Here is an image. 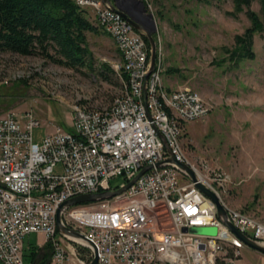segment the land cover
Segmentation results:
<instances>
[{
    "label": "built area",
    "instance_id": "2783aa9c",
    "mask_svg": "<svg viewBox=\"0 0 264 264\" xmlns=\"http://www.w3.org/2000/svg\"><path fill=\"white\" fill-rule=\"evenodd\" d=\"M126 1L138 16L140 8ZM137 1L145 6V0ZM75 2L91 8L112 38L122 92L103 109L76 106L71 130L57 128L40 144L32 139L40 121L30 112L0 116V264H25L24 239L30 234L43 236L47 264H90L94 249L97 264H237L247 246L221 221L217 204L198 183L216 197L239 233L263 245L264 221L228 203L230 174L201 169L185 154L184 126L204 120L209 104L189 88H165L159 43L144 99L150 69L146 39L110 4ZM169 159L189 166L196 181ZM148 166L120 194L61 209L78 196L119 190ZM115 178L121 183L113 187ZM58 212L66 228L91 244L62 234ZM203 227H216L218 234L191 232Z\"/></svg>",
    "mask_w": 264,
    "mask_h": 264
},
{
    "label": "rangeland",
    "instance_id": "374dc122",
    "mask_svg": "<svg viewBox=\"0 0 264 264\" xmlns=\"http://www.w3.org/2000/svg\"><path fill=\"white\" fill-rule=\"evenodd\" d=\"M208 1L145 0L144 7L155 21L152 34L162 50L165 88L198 92L211 109L204 120L184 126L185 154L201 169L230 174L228 203L264 221V30L254 34V59L228 61L224 49L234 48L235 36L250 28L251 20L244 5L236 10L235 0ZM84 9L99 31L87 33L89 68L70 69L38 56L0 53V116L30 112L40 121L32 132L34 143L57 128L71 130L76 106L103 109L122 92L113 68L120 59L117 48L93 10ZM250 9L262 17L259 0H251ZM120 183V178L111 181L113 187ZM191 232L215 237L218 229ZM43 242L38 234L25 237V264L32 259L30 249ZM241 254V262L259 264V252L245 247ZM49 256L48 248L38 250L32 264H46Z\"/></svg>",
    "mask_w": 264,
    "mask_h": 264
},
{
    "label": "trees",
    "instance_id": "16d2710c",
    "mask_svg": "<svg viewBox=\"0 0 264 264\" xmlns=\"http://www.w3.org/2000/svg\"><path fill=\"white\" fill-rule=\"evenodd\" d=\"M259 1L262 17L250 9L251 0H235L236 10L243 5L247 8L251 27L235 36L233 49H224L230 62L255 58L253 37L264 30V0ZM86 14L75 0H0V53L38 56L70 69L89 68L92 54L87 33L99 31ZM35 252L31 251L29 264L34 261Z\"/></svg>",
    "mask_w": 264,
    "mask_h": 264
},
{
    "label": "water",
    "instance_id": "95a60500",
    "mask_svg": "<svg viewBox=\"0 0 264 264\" xmlns=\"http://www.w3.org/2000/svg\"><path fill=\"white\" fill-rule=\"evenodd\" d=\"M101 1L104 3L110 4L114 10L121 13L122 16L135 28V30L137 32H139L149 43V46H150V69L144 77V94H143V96L145 99L146 98L145 85H146L149 74L154 70L155 60H156V42H155V40L153 38V34H152V32H154V30H155V21L152 19V15L148 14L146 12V9H145L143 3L138 2L137 0H130V1H131L133 6H138L140 8L139 9L140 13H138V17H136V15H134L132 13L130 6L128 5L126 0H101ZM167 162L170 164L176 165L182 172L188 174L194 182L196 181V178H195L194 174L192 173V171L190 170L189 166H187L185 164L176 163L173 159H169ZM149 168H151V167L148 166V167L142 169L139 172V174L130 183H128L123 188H120L119 190H116L113 192H103V193H98V194H87V195L78 196V197H75V198L70 199V200L66 201L65 203H63L61 205V209L65 208V207L75 206L78 204L98 202V201H101L104 199H109V198H111L117 194H120V193L124 192L128 187H130ZM198 187H200L204 192H206L208 195H210L212 197V199L214 200V202L217 204V206H218V217L221 219V221L248 248H251V249H253L259 253L264 254V245L257 242V241H254V240L248 238L247 236H245L242 233H239L232 226L230 221L228 220L226 212L221 207V205L218 203L216 197L213 196L212 194H210L209 192H207L200 183H198ZM57 228L62 234L79 238L83 241H86L88 244H91L90 242H88L84 238L83 235H81L80 233H78L76 231H73V230L66 228L62 224L60 212H58V214H57ZM90 264H97V257H96L95 249H94V257H93L92 261L90 262Z\"/></svg>",
    "mask_w": 264,
    "mask_h": 264
},
{
    "label": "crops",
    "instance_id": "0c3cea01",
    "mask_svg": "<svg viewBox=\"0 0 264 264\" xmlns=\"http://www.w3.org/2000/svg\"><path fill=\"white\" fill-rule=\"evenodd\" d=\"M43 237V236H42ZM45 248V243L43 242L42 244H39L38 248H31L30 250H34V251H38V250H42ZM258 253V252H257ZM242 260V256L241 258L237 261V264H245L243 262H241ZM257 260L259 261V264H264V254L259 253V256L257 257ZM247 264V263H246Z\"/></svg>",
    "mask_w": 264,
    "mask_h": 264
},
{
    "label": "flooded vegetation",
    "instance_id": "af4514ba",
    "mask_svg": "<svg viewBox=\"0 0 264 264\" xmlns=\"http://www.w3.org/2000/svg\"><path fill=\"white\" fill-rule=\"evenodd\" d=\"M136 17H138V16H136Z\"/></svg>",
    "mask_w": 264,
    "mask_h": 264
}]
</instances>
